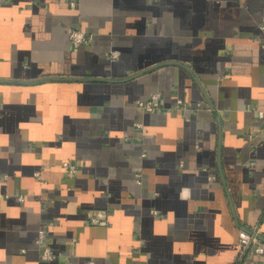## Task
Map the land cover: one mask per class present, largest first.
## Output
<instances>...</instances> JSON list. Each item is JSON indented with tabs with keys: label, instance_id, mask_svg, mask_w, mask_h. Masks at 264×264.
I'll return each instance as SVG.
<instances>
[{
	"label": "crops",
	"instance_id": "crops-1",
	"mask_svg": "<svg viewBox=\"0 0 264 264\" xmlns=\"http://www.w3.org/2000/svg\"><path fill=\"white\" fill-rule=\"evenodd\" d=\"M262 25L264 0H0V264H233L237 226L264 238Z\"/></svg>",
	"mask_w": 264,
	"mask_h": 264
},
{
	"label": "built area",
	"instance_id": "built-area-1",
	"mask_svg": "<svg viewBox=\"0 0 264 264\" xmlns=\"http://www.w3.org/2000/svg\"><path fill=\"white\" fill-rule=\"evenodd\" d=\"M70 6L74 7L75 2L70 1ZM264 29V25L261 26ZM68 39L72 47H78L81 45L88 44L91 39V33L85 32L78 27H70L68 30ZM118 56V52L116 50H111L109 52V57L114 59ZM160 101V92L155 91L152 92L147 98L138 101L137 106L144 112L151 113L156 111L159 108ZM177 103L182 108H186L188 104L182 99H178ZM256 116L260 119H264V109H257ZM136 126L140 127L142 131L144 128L141 123L136 122ZM262 129L264 130V123L262 125ZM62 166L67 171L68 174H73L78 169V164L72 160H65L62 162ZM34 175L40 181L41 175L39 171H35ZM3 178V177H2ZM136 181L140 183L141 175L140 173L136 174ZM8 194H6L7 196ZM18 199H22L23 196L21 193L17 195ZM156 212V211H154ZM87 217L89 223L93 225H106L107 221L105 215L102 211L99 210H89L87 211ZM262 221V220H261ZM261 221H258L249 227L237 226V237H238V250L234 257L233 264H245L254 262L255 255L262 254L264 252V241L260 238L261 234ZM47 228V223H42L38 230L35 242L41 246L40 257L42 259H52L56 255L53 253L50 248L44 244V237ZM86 264H94V261L89 260Z\"/></svg>",
	"mask_w": 264,
	"mask_h": 264
},
{
	"label": "water",
	"instance_id": "water-1",
	"mask_svg": "<svg viewBox=\"0 0 264 264\" xmlns=\"http://www.w3.org/2000/svg\"><path fill=\"white\" fill-rule=\"evenodd\" d=\"M141 72L142 71L136 72V73H134L131 76L126 77V78H130L132 76H136V75L140 74ZM45 78H50V79H68V80L84 79V80H93V81H95V80H103V78H97V77H69V76H63V77L51 76V77H43L41 79H45ZM7 81H10V80H7ZM17 82H21V81H17ZM262 240L264 241V238H262Z\"/></svg>",
	"mask_w": 264,
	"mask_h": 264
}]
</instances>
